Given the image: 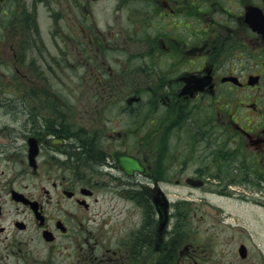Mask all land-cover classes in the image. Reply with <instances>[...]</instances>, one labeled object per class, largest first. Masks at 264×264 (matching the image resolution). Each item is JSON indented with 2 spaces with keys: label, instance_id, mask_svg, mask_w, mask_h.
I'll return each instance as SVG.
<instances>
[{
  "label": "flooded vegetation",
  "instance_id": "obj_1",
  "mask_svg": "<svg viewBox=\"0 0 264 264\" xmlns=\"http://www.w3.org/2000/svg\"><path fill=\"white\" fill-rule=\"evenodd\" d=\"M53 2L65 3L70 24L44 41L35 7L0 0V37L9 50L1 76L21 92L28 86L16 103L28 116L29 109V120L34 114L32 127L0 126V264L209 262L197 254L182 198L170 201L161 223L154 186L167 197L163 184L186 179L220 198L264 194V0ZM121 18L122 31L108 25ZM126 49L127 57L117 56ZM65 82L80 92L43 94ZM1 101L0 114L15 113V102ZM160 130L169 139L177 132L179 145L193 151V171L179 164L172 181L171 157L152 159L158 149L147 136ZM129 134L136 143L124 147ZM88 146L98 159L89 158ZM233 146L240 179L232 176ZM116 154L144 170L125 174Z\"/></svg>",
  "mask_w": 264,
  "mask_h": 264
},
{
  "label": "rangeland",
  "instance_id": "obj_2",
  "mask_svg": "<svg viewBox=\"0 0 264 264\" xmlns=\"http://www.w3.org/2000/svg\"><path fill=\"white\" fill-rule=\"evenodd\" d=\"M43 1V0H42ZM46 3L48 2L47 0ZM29 3L28 12L33 11L34 7L36 8V18L37 22L39 21V31L41 38L44 41H51L53 35H58V31L62 30L66 32V27L69 26L70 22L67 19V12L65 9V3L62 5H56L53 0L51 4L46 6H34L31 4V0H27ZM17 8L15 7V10ZM109 16L108 13L102 14L101 20L98 23L99 28H105V20ZM108 25H113L115 30L122 31V28L126 26L124 18H121L115 22H109ZM55 32L54 34H51ZM7 39H2L0 37V59L4 57L3 52L9 53L8 49H5V44L7 45ZM49 53H54L55 51L48 47ZM124 49V48H122ZM129 49L121 50L117 53V56L120 58L127 57ZM124 66H117L121 69ZM2 69L0 67V101L2 96L6 99L15 102V113L21 115V121H25V127H32L34 114L31 115L29 119L30 112L29 109H26V112L29 116L21 111L20 105H18V97H22V94L28 90L26 84L22 85L26 87L25 90L21 88L17 89V86H13L12 82L5 85L4 78L1 76ZM22 80H20L21 82ZM3 83L4 85H2ZM57 91L61 95H65L67 91H72L75 93V90L80 92L81 86L76 88V85L66 86L65 85H51L48 86L46 90H42L43 94L48 96L51 94V91ZM77 92V91H76ZM27 93H31L28 92ZM27 93L24 95L26 98V105L31 106L32 100L27 98ZM125 93V91H124ZM124 96H127L125 94ZM10 102V103H13ZM7 104V105H10ZM4 103L0 102V111L5 110L2 107ZM47 105V104H45ZM21 112L22 114L18 113ZM50 121L51 117H48ZM6 122V123H5ZM6 124L9 127H20V123H14L10 119H3L0 114V126ZM145 129L140 130L136 139L140 140L145 135ZM133 134L124 135L121 141L124 143V147H129L130 144L136 143ZM156 138V140H154ZM148 139V146L152 149H158V152L155 153V156L152 159L161 161L166 155L171 157L169 161L170 164H174L176 167L169 168L167 174H171L170 180H174L176 173L180 170L178 168L179 164L188 165V171H193V151L187 150L179 145L178 142H182L179 139V135L174 131L172 138L167 137L165 130H160L157 136H153ZM146 139V140H147ZM122 147V146H121ZM234 147V146H233ZM136 150V149H135ZM137 151V150H136ZM233 162H232V176L234 179H240V160L236 155L235 147L233 149ZM140 153V152H139ZM161 164V163H160ZM235 164H238L236 166ZM158 165L153 166L155 171L161 172V167L158 168ZM16 169V168H13ZM154 171V173H156ZM180 177L179 179H181ZM25 183H28V178H25ZM162 187L168 191L170 195L169 198L174 201L178 198H182L183 201L179 205L183 208L185 213V222L191 224L189 228L191 232L196 234V241L194 245L197 249V254L201 261L210 260L205 264H215L224 262L227 264H264V194H242L244 197H231V198H220L219 196L204 194L202 191L199 192L195 189L190 188L184 182H181L180 185H176L173 182H168V184H163ZM239 190V188H235ZM106 190L103 188L99 189V192L102 194ZM181 200V199H179ZM187 228V232H190ZM240 244H243L247 248V257L246 261L242 262L239 258L237 249Z\"/></svg>",
  "mask_w": 264,
  "mask_h": 264
},
{
  "label": "water",
  "instance_id": "obj_3",
  "mask_svg": "<svg viewBox=\"0 0 264 264\" xmlns=\"http://www.w3.org/2000/svg\"><path fill=\"white\" fill-rule=\"evenodd\" d=\"M118 163L120 164L121 169L126 173V174H132L134 171L141 172L143 168L140 166L138 160L133 159L131 157L125 156V155H116ZM189 182V180H188ZM160 194L161 192L157 190ZM162 194V193H161ZM164 199V198H163ZM161 200V199H160ZM157 205H162L163 208L167 206V202L164 199V203H161L158 201ZM163 216H166V212L164 211ZM239 252L242 256L245 255V249L244 246H241L239 249Z\"/></svg>",
  "mask_w": 264,
  "mask_h": 264
},
{
  "label": "trees",
  "instance_id": "obj_4",
  "mask_svg": "<svg viewBox=\"0 0 264 264\" xmlns=\"http://www.w3.org/2000/svg\"><path fill=\"white\" fill-rule=\"evenodd\" d=\"M18 113L22 114L21 112H18ZM1 116H2L3 119H6V120L10 119V121H12L14 123H20L21 126H23L24 128H26L24 126L25 121L22 120L23 122H20L22 118H21V115H19L17 113H13V114H11V113L3 114L2 113ZM26 121H29V119H27ZM75 151H74V154L76 155V152ZM78 151H82V150L79 149ZM87 152H88L89 158H96V159H98V157H100V156L97 155L98 154V153H96L97 151L92 146H88V151Z\"/></svg>",
  "mask_w": 264,
  "mask_h": 264
}]
</instances>
